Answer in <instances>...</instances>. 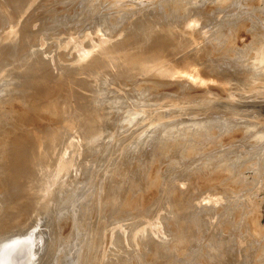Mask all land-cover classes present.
Wrapping results in <instances>:
<instances>
[{"label": "rangeland", "instance_id": "obj_1", "mask_svg": "<svg viewBox=\"0 0 264 264\" xmlns=\"http://www.w3.org/2000/svg\"><path fill=\"white\" fill-rule=\"evenodd\" d=\"M214 80L264 97V0H0V234L33 217L76 139L31 264H264V129L152 127L133 108L209 104Z\"/></svg>", "mask_w": 264, "mask_h": 264}, {"label": "water", "instance_id": "obj_2", "mask_svg": "<svg viewBox=\"0 0 264 264\" xmlns=\"http://www.w3.org/2000/svg\"><path fill=\"white\" fill-rule=\"evenodd\" d=\"M214 83L220 98L211 96L209 104H175L178 110L133 108L147 113L152 127L162 124H247L264 129V97L233 95L231 84L217 80ZM75 141V150L63 153L62 173L33 217L26 218L23 227L0 234V264H31L36 229L50 217L55 195L69 174L74 155L85 144Z\"/></svg>", "mask_w": 264, "mask_h": 264}, {"label": "bare ground", "instance_id": "obj_3", "mask_svg": "<svg viewBox=\"0 0 264 264\" xmlns=\"http://www.w3.org/2000/svg\"><path fill=\"white\" fill-rule=\"evenodd\" d=\"M8 1H9V0H8ZM20 2H21V1H20ZM173 5H174V4H173ZM176 6H177V5H176ZM9 7H10V6H9ZM14 7H15V6H14ZM171 7H172V6H171ZM173 7H174V6H173ZM173 7H172V8H173ZM176 8H177V7H176ZM173 9H175V7H174ZM4 12H5V11H4ZM155 27H156V26H155ZM155 27H154V28H155ZM155 29H156V28H155ZM148 32H149V31H148ZM150 32H151V31H150ZM141 33H142V32H141ZM151 33H152V32H151ZM151 33H150V35H152ZM147 35H148V34L146 33V35L144 34V36H143V33H142V35H141V36L143 37L142 40H144V37L147 36ZM150 35H148V38H147V39H149V36H150ZM136 36H137V35H136ZM134 37H135V36H134ZM131 38H132V37H131ZM131 38H130V41L132 40ZM232 39H233V38H232ZM135 40H137L136 37L134 38V41H135ZM139 40H140V38H139ZM142 40H140V43H141ZM256 40H257V42H258L257 45L261 46V44H262V39H261L260 37H256ZM254 41H255V40H254ZM132 42H133V41H132ZM142 42H143V41H142ZM145 42H146V41H145ZM133 43H135V42H133ZM116 45H117V46H116ZM116 45H115V46H116L117 48H118V47H120V49L123 48V47H122V46H123L122 44H116ZM113 47H114V46H113ZM127 47H128V46H127ZM247 47H250V46L248 45ZM117 48H115V49L117 50ZM12 49H13V48H12ZM12 49H10V50H12ZM14 49H15V48H14ZM14 49H13V51H14ZM118 49H119V48H118ZM120 49H119V50H120ZM123 49H124V48H123ZM260 49H261V47H260ZM189 50H191V49L189 48ZM10 53L13 54V52H11V51H10ZM10 53H9V54H10ZM173 53H174V52H173ZM138 55H139V58L141 59L140 62H142V60H145V61H146V60L148 59V57H144L143 55L140 56L139 53H138ZM168 55H169V54H168ZM168 55H167V56H168ZM170 55H171V54H170ZM176 55H177V53H176ZM136 56H137V55H136ZM162 56H163V55H162ZM133 57H134V55H133ZM133 57H132V59H133ZM157 57H158V56H157ZM168 57H170V56H168ZM103 58H105V57H103ZM139 58H138V59H139ZM145 58H146V59H145ZM166 58H167V57H166ZM170 58H171V57H170ZM106 59H107V58H106ZM106 59H105V60H106ZM135 59L137 60V57H135ZM135 59H134V60H135ZM108 60H109V59H108ZM128 60H129V59H128ZM128 60H127V64L130 63L131 59H130V61H128ZM134 60H132V62H133ZM106 61H107V60H106ZM106 61H105V62H106ZM111 61H112V60H110V62H111ZM137 61H139V60H137ZM145 61L142 62V64L145 63ZM170 61H171V60H170ZM115 62H117V61H115ZM135 62H136V61H135ZM135 62H133V63H135ZM140 62H139L138 64H140ZM146 62H147V61H146ZM176 62H177V61H176ZM101 63H102V62H101ZM124 63H125V62H124ZM124 63H123V64H124ZM133 63H131V64H133ZM136 63H137V62H136ZM166 63H167V62H166ZM191 63H192V62H191ZM110 64H111V63H110ZM118 64H119V66L121 65V63H118ZM142 64H141V65H142ZM163 64H164V63H163ZM167 64H168V63H167ZM178 64H179V63H178ZM92 65H93V64H92ZM116 65H117V64H116ZM125 65H126V64H125ZM129 65H130V64H129ZM169 65H170V64H169ZM193 65H194V64H193ZM197 65H198V64H197ZM132 66L135 67V70H136V64H135V65H134V64H133V65H130V67H132ZM137 66L139 67V70H141V69H140V66H139V65H137ZM165 66H166V65H165ZM101 67H102V66H101ZM111 67H112V66H111ZM121 67H122V65H121ZM123 67H125V66H123ZM123 67H122V69H123ZM126 67H127V66H126ZM126 67H125L124 69L127 70L126 72L128 73V69H127L128 67H127V68H126ZM130 67H129V69H130ZM118 68H120V67H118ZM143 68H144V67L142 66V69H143ZM169 68H170V67H169ZM171 68H172V67H171ZM200 68H201V67H200ZM200 68H199V69H200ZM120 69H121V68H120ZM120 69H119V70H120ZM122 69H121V70H122ZM132 69H133V68H132ZM137 69H138V68H137ZM144 69H145V68H144ZM166 69H167V68H166ZM196 69H197V68H196ZM89 70H90V69H89ZM125 70H123V72H124ZM130 70H131V69H130ZM130 70H129V72L132 71V70H131V71H130ZM193 70H194V68H193ZM193 70H192V71H193ZM90 71H91V70H90ZM141 71H143V70H141ZM146 71H147V70H146ZM188 71H189V70H188ZM195 71H197V70H195ZM88 72H89V71H88ZM91 72H92V71H91ZM94 72H95V71H94ZM144 72H145V71H144ZM193 72H194V71H193ZM104 73H105V72H104ZM115 73H116V72H115ZM124 73H125V72H124ZM42 74H43V73H42ZM100 74H101V73H100ZM161 74H162V73H161ZM192 74H193V73H192ZM194 74H195V73H194ZM156 77H157V76H156ZM158 77H159V76H158ZM26 78H27V77H26ZM47 78H48V77H47ZM160 78H161V77H160ZM39 79H40V78H39ZM181 79H182V78H181ZM187 79H188V78H187ZM187 79H186V80H187ZM177 80H178V79H177ZM26 81H28V80H26ZM53 81H54V80H53ZM70 81H71V80H70ZM188 81H189V80H188ZM187 83H188V82H187ZM24 84H25V83H24ZM30 84H31V83H30ZM40 85H41V84H40ZM22 88H23V86H22ZM37 88H38V87H37ZM30 90H31V89H30ZM30 90H29V91H30ZM53 90H54V89H53ZM44 91H45V90H44ZM48 95H49V94H48ZM54 95H55V94H54ZM49 97H50V96H49ZM43 100H44V99H43ZM43 100H42V101H43ZM82 102H83V101H82ZM39 103H40V104H39ZM39 103H37V104L34 103L33 105H31L30 110H34V109L36 110V109L38 108V109H41L43 112H47V113H49V115H50V114H51V113H50V112H51V111H50L51 109L48 108V104H47L46 102H45V103H43V102H39ZM67 103H68V102H67ZM76 103H78V102H76ZM29 105H30V104H29ZM82 105H83V104H82ZM59 107H60V106H59ZM52 109H53V107H52ZM64 109H65V108H64ZM40 112H41V111H40ZM28 113H29V112H28ZM21 115H22V114H21ZM24 115H25V114H24ZM27 115H28V114H27ZM52 115H53V114H52ZM47 116H48V115H47ZM57 116H58V115H57ZM60 116H61V115H60ZM20 117H21V116H20ZM4 120H5V119H4ZM81 123H82V122H81ZM83 124H84V123H83ZM86 124L88 125L87 122H86ZM89 125H90V124H89ZM83 126H84V125H83ZM90 126H91V125H90ZM90 126H88V128H90ZM4 130H6V129H4ZM27 130H28V129H27ZM2 137H3V136H2ZM10 139H11V138H10ZM9 142H10V141H9ZM0 143H1V142H0ZM15 143H16V142H15ZM23 145H24V144H23ZM23 145H22V146H23ZM166 145H167V144H166ZM14 146H15V145H14ZM18 146H19V145H18ZM12 147H13V146H12ZM16 147H17V146H16ZM16 147H14L13 149H16ZM19 147H21V146H19ZM19 147H17V149H18ZM10 148H11V147H10ZM24 148H25V147H24ZM13 149L10 150L9 153H10L11 151L14 152ZM29 149H30V148H29ZM19 150H20V149H19ZM25 150H26V149H25ZM26 152H28V155H29V153H31V152H29V151H27V150H26ZM18 153H19V151H18ZM22 153H23V152H22ZM24 153H25V152H24ZM32 153H33V152H32ZM10 154H12V153H10ZM16 154H17V153H16ZM18 155H20V158L22 159V161L24 160L23 158H26V157L28 156L27 154H26V156H24V155H25V154H24L22 157H21V154H18ZM14 156H15V155H14ZM14 156H11V157L14 158V160L18 159L16 156H15V157H16V159H15ZM263 156H264V155H263ZM11 157H10V158H11ZM20 158H19V161H20ZM11 160H13V159H11ZM261 160H263V158H261ZM16 162H17V161H16ZM25 162H26V164H24ZM21 163H22V162L20 161V164H18V165H21ZM24 163H23V164L25 165V168L27 169V167H28V166L26 167V165H27V161L24 160ZM23 164H22V167H23ZM16 166H17V165L15 164V169H14V168H13V169H14L15 171H17L18 169L16 170V168L20 167V169L18 170V171H20V170H21V166H17V167H16ZM35 166H36V165H35ZM29 168H30V167H29ZM10 169H11V168H10ZM10 169H8V170H10ZM8 170H7V171H8ZM24 170H25V169H24ZM24 170H23V172L21 171V173L24 174ZM30 170H31V169H30ZM5 171H6V170H5ZM7 171H6V173H7ZM11 171H13V170H11ZM15 171H14V172H15ZM25 171H26V170H25ZM8 172H9V171H8ZM14 172H13V173H14ZM27 172H28V170H27ZM27 172H26V173H27ZM10 173H11V172H10ZM28 173H29V172H28ZM4 174H5V173H4ZM14 174L17 175V176L14 175V178H18V176L20 175V174H18V173H14ZM23 174H22V175H23ZM10 175H11V174H10ZM23 176H24V175H23ZM6 177H7V175H6ZM6 177H5V179H7ZM11 177H12V176H11ZM20 177H22V176H20ZM14 178L12 177L11 179H14ZM22 178H23V177H22ZM3 179H4V178H3ZM11 179H10V181H11ZM20 179H21V178H20ZM20 179L15 180V181H17V183H16V182H15V183L18 184L19 182H21L22 180L19 181ZM154 179H155V178H154ZM154 179H151V180L148 179V181H147V185H148L147 188L150 189V191H151L150 194H149L150 196H152V194H154L153 192H155V190H157V189L154 188V187L156 186V185L154 184V183L156 182ZM152 180H154L155 182H153ZM4 181H5V180H4ZM6 181H7V180H6ZM13 181H14V180H12V182H13ZM23 181H26V180H23ZM6 183H9V182L7 181ZM15 183H13V185H16ZM210 183H211V182H210ZM1 184H2V183H1ZM153 185H155V186H153ZM0 186H1V185H0ZM110 186H111V185H110ZM152 189H153V190H152ZM155 193H157V192H155ZM32 194H33V193H32ZM154 195H155V194H154ZM155 196H156V195H155ZM141 197L143 198V197H144V194H143V195H140V196H137L135 199H133V200H131V201H127V200H125V199H120L121 201H118V200H117V197H116V201H117L116 203L121 204L120 206H121L124 210L128 211V210H130V209H133V208L136 206V204H138V202H140V201L142 200ZM31 198H32V197H31ZM145 198H146V197H145ZM143 199H144V198H143ZM114 200H115V198H114ZM10 201H11V200H10ZM143 201H144V200H143ZM13 202H14V201H12V204H13ZM15 203H16V200H15ZM15 203H14V204H15ZM6 204H7V203H6ZM10 204H11V203H10ZM16 204H17V203H16ZM21 204H23V203L21 202ZM119 204H118V205H119ZM139 204H140V203H139ZM176 204H177V203H176ZM182 205H183V204H182ZM8 206H9V205H8ZM11 206H13V205H11ZM120 206H119V207H120ZM13 207H16V206H13ZM179 207H180V206H179ZM9 208H10V207H9ZM12 209H13V208H12ZM15 209H16V208H15ZM30 209H31V208H30ZM30 209H29V210H30ZM0 210H1V209H0ZM16 210H17V209H16ZM16 210H15V211H16ZM142 210H144V209H142ZM3 211H5V210H3ZM130 211H131V210H130ZM1 212H2V210H1ZM21 212H22V210H21ZM146 212H147V211H146ZM6 213H7V212H6ZM29 213H30V211H29ZM187 213H189V212H187ZM30 214H31V213H30ZM252 214H253V213H252ZM254 214H255V213H254ZM26 215H27V214H26ZM185 215H186V214H185ZM250 215H251V213H250ZM7 216H8V215H7ZM13 216H14V215H13ZM189 216H190V215H189ZM11 217H12V216H11ZM14 217H15V216H14ZM184 217L186 218V216H184ZM5 218H6V217H5ZM180 218H181V217H180ZM253 218H255V217H253ZM253 218H250V219L253 220ZM6 219H7V218H6ZM12 219H13V218H12ZM10 220H11V219H10ZM10 220H9V221H10ZM13 220H14V219H13ZM256 220L259 221V220L257 219V216H256V219L252 221L253 226H251V227H252V228L255 227V231L257 232V235H260V232H258V231H260V230H259V228H258V226H257V225H259V224H258L257 222H255ZM5 221H6V220H5ZM10 222H11V221H10ZM178 222H179V221H178ZM178 222H177V223H178ZM247 222H248V221H247ZM249 222L251 223V221H249ZM186 223H187V222H186ZM1 224H2V223H1ZM14 224H15V223H14ZM174 224H175V223H174ZM187 224H188V223H187ZM187 224H186V225H187ZM6 226H7V225H6ZM8 226H9V225H8ZM248 226H249V225H248ZM1 227L3 228V226H1ZM251 227H250V228H251ZM248 228H249V227H248ZM256 228H258V229L256 230ZM4 229H5V228H4ZM186 229H187V228H186ZM179 230H180V229H178V231H179ZM249 230H250V229H249ZM262 231H263V230L261 229V232H262ZM251 232H253V229H252V231H250V233H251ZM189 233H192V232H189ZM246 233H247V231H246ZM187 234H188V233H187ZM187 234H186V235H187ZM183 235H184V233H183ZM243 235H244V234H243ZM175 236H176V235H175ZM196 236H197V235H196ZM253 236H255V234H254ZM184 237H185V235H184ZM188 237H190V236H188ZM188 237H187V238H188ZM260 237H261V235H260ZM192 238H193V237H192ZM179 239H180V238H179ZM259 239H261V238H259ZM177 240H178V239H177ZM180 240H181V239H180ZM192 240H193V239H192ZM182 241H183V240H182ZM253 241H254V240H253ZM175 242H176V241H175ZM177 243L179 244V242H177ZM227 243H228V242H227ZM145 244H146V243H145ZM175 244H176V243H175ZM190 244H191V243H190ZM257 244H258V242H257ZM176 245H177V244H176ZM178 246H179V245H178ZM178 246H176V247H178ZM190 246H191V245H190ZM172 247H173V246H172ZM172 247H171V249H172ZM174 247H175V246H174ZM185 247H186V246H185ZM261 247H262V246H261ZM177 249H180V246H179V248H177ZM175 250H176V248H173L172 251H170V254H171V252H172V256L174 255L173 252H174ZM229 250H230V249H229ZM239 250H240V249H239ZM250 250H252V249H250ZM231 251H232V250H231ZM242 251H243V250H242ZM256 251H257V250H256ZM263 251H264V249H263ZM162 252H163V251H162ZM166 252H167V251H166ZM233 252H235V251H233ZM253 252H254V251H253ZM253 252H250V253L248 252V253L250 254L251 257H252V256H255V255L253 254ZM228 253H229V252H227V254H228ZM243 253H244V251H243ZM248 253H245V254H246L245 256H247ZM251 253H252V254H251ZM163 254H164V253H163ZM166 254H169V253H166ZM166 254H164V255L166 256ZM170 254H169V255H170ZM231 254H232V253H231ZM175 255H176V253H175ZM225 255H226V254H225ZM161 256H162V255H161ZM165 256H164V257H165ZM172 256H171V257H172ZM234 256H235V255H234ZM162 257H163V256H162ZM166 257H167V256H166ZM227 257H228V256H227ZM247 257H248V256H247ZM251 257H249V258H250V260H253V261H252V264H253V263L255 264L257 258H256V257L251 258ZM168 258H169V257H168ZM170 259H171V258H170ZM173 259H174V256H173ZM220 259H221V258H220ZM223 259H224V258H223ZM229 259H230V258H228V260H229ZM235 259H236V258H235ZM161 260H162V259H161ZM163 260H164V259H163ZM171 260H172V259H171ZM221 260H222V259H221ZM221 260H220V262H221ZM153 262H154V261H153ZM166 262H167V261H166ZM168 262H169V260H168ZM225 262H226V261H225ZM227 262H228V261H227ZM227 262H226V263H227ZM248 262H249V260H248ZM257 262H258V261H257ZM262 262H263V261H262ZM171 263H172V261H171ZM221 263H222V262H221ZM221 263H220V264H221ZM223 263H224V260H223ZM223 263H222V264H223ZM226 263H225V264H226ZM158 264H161V261H160V263H158ZM166 264H167V263H166ZM169 264H170V263H169ZM172 264H173V263H172ZM174 264H176V263H174ZM246 264H247V263H246Z\"/></svg>", "mask_w": 264, "mask_h": 264}]
</instances>
